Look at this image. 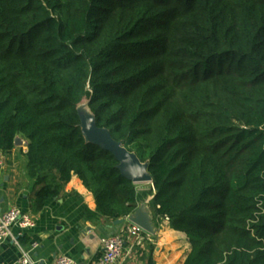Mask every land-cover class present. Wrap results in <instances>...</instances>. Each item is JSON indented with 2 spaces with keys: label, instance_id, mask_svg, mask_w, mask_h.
<instances>
[{
  "label": "trees",
  "instance_id": "obj_1",
  "mask_svg": "<svg viewBox=\"0 0 264 264\" xmlns=\"http://www.w3.org/2000/svg\"><path fill=\"white\" fill-rule=\"evenodd\" d=\"M84 100L147 189L87 142ZM17 137L34 210L77 176L89 221L148 202L183 264H264V0H0V155Z\"/></svg>",
  "mask_w": 264,
  "mask_h": 264
},
{
  "label": "crops",
  "instance_id": "obj_2",
  "mask_svg": "<svg viewBox=\"0 0 264 264\" xmlns=\"http://www.w3.org/2000/svg\"><path fill=\"white\" fill-rule=\"evenodd\" d=\"M17 138L19 145L1 154L5 164L0 167V211L16 206L31 214L36 226L21 236L20 229H12L13 237L0 242V264H21L25 253L33 264H52L59 256H68L75 264H102L101 239L127 235L132 226L128 217L119 225L87 220L85 212L95 211L96 201L77 176L63 186L58 197L34 210V182L26 174L28 142ZM150 215L155 234L144 231L140 241L127 237L118 264H183L190 252L188 236L173 230L165 218L155 217L151 209Z\"/></svg>",
  "mask_w": 264,
  "mask_h": 264
},
{
  "label": "water",
  "instance_id": "obj_3",
  "mask_svg": "<svg viewBox=\"0 0 264 264\" xmlns=\"http://www.w3.org/2000/svg\"><path fill=\"white\" fill-rule=\"evenodd\" d=\"M81 128L88 143H91L102 150L111 153L118 161V170L123 178L135 185L151 184L152 176L148 172V165L142 163L135 153L128 151L122 143L116 141L108 129L99 128L94 116L91 121L84 122L81 118ZM20 139L15 140L19 145ZM128 220L148 232L155 234L151 223L150 209L146 204L137 207L135 212L128 217ZM125 219L114 221L115 225L123 224Z\"/></svg>",
  "mask_w": 264,
  "mask_h": 264
},
{
  "label": "built area",
  "instance_id": "obj_4",
  "mask_svg": "<svg viewBox=\"0 0 264 264\" xmlns=\"http://www.w3.org/2000/svg\"><path fill=\"white\" fill-rule=\"evenodd\" d=\"M5 164V159L0 155V167ZM169 221L168 218H165ZM36 221L29 213L23 212L20 208L13 206L6 211H0V242L13 237L12 229H20V236L27 230L33 229ZM143 229L132 224L127 235L104 237L101 239L102 264H118L123 258L128 239L142 240ZM129 237V238H127ZM21 264H33L28 254H23ZM52 264H75V261L68 256H59L54 259Z\"/></svg>",
  "mask_w": 264,
  "mask_h": 264
},
{
  "label": "rangeland",
  "instance_id": "obj_5",
  "mask_svg": "<svg viewBox=\"0 0 264 264\" xmlns=\"http://www.w3.org/2000/svg\"><path fill=\"white\" fill-rule=\"evenodd\" d=\"M79 113L81 115V118L84 122L91 121L92 120V113L88 106V100H84L80 106H79ZM149 187V184H140L138 185L139 190H144Z\"/></svg>",
  "mask_w": 264,
  "mask_h": 264
}]
</instances>
